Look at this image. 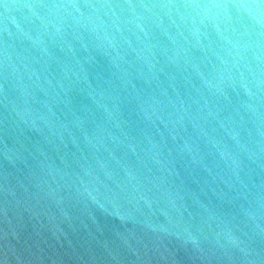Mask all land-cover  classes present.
I'll return each mask as SVG.
<instances>
[{
	"label": "water",
	"instance_id": "obj_1",
	"mask_svg": "<svg viewBox=\"0 0 264 264\" xmlns=\"http://www.w3.org/2000/svg\"><path fill=\"white\" fill-rule=\"evenodd\" d=\"M0 264H264V0H0Z\"/></svg>",
	"mask_w": 264,
	"mask_h": 264
}]
</instances>
